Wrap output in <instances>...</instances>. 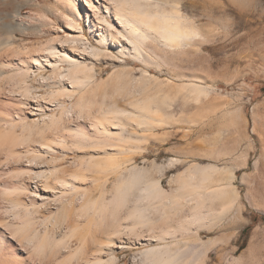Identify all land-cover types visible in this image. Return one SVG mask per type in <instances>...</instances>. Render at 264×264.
Wrapping results in <instances>:
<instances>
[{"label": "bare ground", "instance_id": "obj_1", "mask_svg": "<svg viewBox=\"0 0 264 264\" xmlns=\"http://www.w3.org/2000/svg\"><path fill=\"white\" fill-rule=\"evenodd\" d=\"M56 1L66 28L56 41L18 45L16 31L42 33L18 10L0 23V29L7 31L0 36V105H9L10 100L14 105H9L10 110L0 109V264H115L114 247L144 246L132 254V264H207L212 239L203 242L197 233L188 240L177 237L176 232L209 228L228 213L233 212L234 217L240 212L239 194L231 179L246 153L235 154L239 163L221 167L210 162L189 163L170 177L174 187L169 192L162 187L161 176L181 159L171 157L165 164L152 161L149 168L118 163L117 158L125 152L121 144L127 141L122 138L125 121L147 131L162 124L165 112L160 107L170 104L172 97L181 95L199 102L213 92L212 86L194 80L179 84L174 96L163 90L140 95L141 86L137 88L141 82L156 79L146 65L159 63L156 60L161 55L154 51L156 45L151 51L149 43H158L164 53L181 48L201 36L198 23L183 14L178 1ZM36 12L33 15H39V21L42 14ZM82 12L95 44L84 33ZM125 57L145 64L134 78L139 82L133 84L139 95L128 82L125 85V73L120 69L95 84L98 61L116 63ZM45 67L51 70L47 76L39 71ZM109 80L113 82L111 98L114 94L131 97L130 109L118 107L113 100L104 105L109 92L101 96L100 103L92 98ZM34 86L47 88L46 92L34 94ZM7 96L11 99H2ZM35 112L40 117L29 122ZM228 115L240 135L239 110L228 111ZM85 147L102 151L104 160L95 158L98 152L93 158L88 154L89 158L83 156L71 169L74 161L63 157L64 163H60L54 157ZM92 159L96 160L90 164ZM94 164V170L103 176H88ZM151 169L158 175L153 176ZM110 175L113 181L108 189ZM41 209L46 210L42 216ZM103 233L105 240L100 236ZM108 250L111 255L105 258Z\"/></svg>", "mask_w": 264, "mask_h": 264}, {"label": "rangeland", "instance_id": "obj_2", "mask_svg": "<svg viewBox=\"0 0 264 264\" xmlns=\"http://www.w3.org/2000/svg\"><path fill=\"white\" fill-rule=\"evenodd\" d=\"M171 1H178L183 14L198 23L201 36L190 41V44H185V47L182 46L183 50L180 47L168 49L166 54L164 51L162 52L160 49L162 47L158 43H149L147 47L149 49L151 47V51H153L154 45H156L154 51L161 55L158 56L160 59L164 58H162L163 62L160 59L156 60L159 63L154 61L156 66L155 63L152 64L153 62H148L146 65V69L156 79L147 80L144 83L134 81V78L141 74L140 69L145 64L138 59L125 57L124 60L116 63L105 60L98 61L95 64L97 71L95 84L106 79L111 71L120 69L125 73L123 82L125 85L128 82L127 86L129 85L130 89H133V84L136 86L139 83L137 88L139 86L142 88L143 85V90L140 87L138 90L133 86L135 93L138 94L141 90L140 95L163 90L174 96L179 84L191 80L212 86L214 90L209 98H202L203 100L199 102L186 100L181 95L172 97L174 101L171 99L170 104H163L164 106L160 107L165 112L162 124L156 123L150 130L143 131L125 121L122 138H127V141L123 140L121 143L125 152L121 156L117 155L118 163L131 162L150 168L152 161L157 164H165L171 157L181 159V162L166 168L161 176V185L169 192L174 187V183L169 180L170 177L180 170L182 171L189 163L210 162L221 167L223 164L239 163L236 162L238 159L235 156H238L241 151L246 153V160L241 166H236L235 176L231 179V183L239 194L240 212L234 217L232 216L233 212L228 213L225 219L214 223L215 226L212 225L209 228L201 226L197 230L191 229L188 231L189 233L182 232V234L177 231L176 235L192 240L198 233V238L203 242L212 239V244L209 243L207 264H264V0ZM59 8L56 0H0V23L9 20V15H14L18 10L22 18L33 21L38 28L42 29V33H35L31 29L26 32L16 31L17 44L43 45L47 41H51L50 39L56 41L57 34L58 36L62 35L66 30ZM167 8L170 9L169 5ZM35 11L42 14V21H37L39 15H33ZM28 17L30 18L28 19ZM45 17L48 19L43 22ZM80 23L89 41L95 44L83 12ZM0 30V36L7 34L6 29ZM60 67L66 68L67 65L60 63ZM39 71L47 76L51 70L49 67H45ZM126 74L133 78L127 77ZM29 83L36 85L31 81ZM107 83H102V86L100 85L101 87L98 88L97 97L96 95L92 97L96 102L103 101L101 96H105L108 92V96L111 98L113 82L109 80ZM46 89L34 86L33 93L44 94ZM108 96H106L107 99L103 97L104 105L113 100L122 109L131 108L130 101L132 99H129L131 97L114 94L110 99ZM7 98L11 99L8 96L2 97L3 100H7ZM126 98L129 100L127 101ZM11 103L12 100L8 104L11 105ZM158 104L161 103L158 102ZM9 105L7 103L4 107L0 105V109L10 110ZM236 108L242 117L240 135L236 134L235 127L229 121L228 115V111H233ZM94 109L96 110L97 106ZM38 117L40 115L35 112L29 117V122ZM96 150L92 147L76 148L75 151L69 150L66 155L58 152L54 157L58 158L60 163H64L63 157L74 161L75 166L71 167L74 169L83 156L89 158V155L92 154L93 158L98 152L100 155L97 154L96 159L105 158L106 155L102 151ZM93 160L90 164H93ZM94 166L95 164L90 165L92 169L88 172V176L91 175L92 178L103 176L102 173H97L94 170ZM154 170L151 169V173L153 176H157L158 173ZM222 176H226V173ZM112 181L113 176H108L106 182L108 189L112 186ZM88 188H92L90 183ZM108 192L107 197L110 196ZM217 206L218 204L215 205V208H218ZM41 211L40 216L46 212L44 209ZM154 214L152 213V215ZM100 236L105 240L106 233L105 236L104 233ZM141 248L114 247L115 264H132L134 258L132 254ZM110 252L108 250L105 253V258L110 257Z\"/></svg>", "mask_w": 264, "mask_h": 264}]
</instances>
